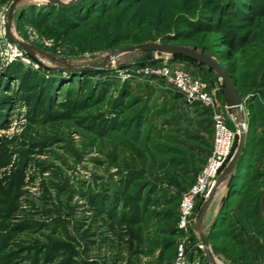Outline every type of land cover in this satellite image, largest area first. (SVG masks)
I'll return each mask as SVG.
<instances>
[{"label":"rangeland","instance_id":"obj_1","mask_svg":"<svg viewBox=\"0 0 264 264\" xmlns=\"http://www.w3.org/2000/svg\"><path fill=\"white\" fill-rule=\"evenodd\" d=\"M102 2L76 4L90 13L70 19L78 24L73 32L97 20L93 5ZM57 4H0V264H264L257 206L264 176L255 178L264 171V0L243 9L253 20L241 21L243 12L224 5L243 35L217 21L219 7L198 2L195 16L167 37L150 32L145 41L211 58L242 100L246 152L196 200L185 229L177 227L179 202L210 152L214 113L237 131L220 172L238 142L239 111L229 107L226 83L198 57L132 49L110 59L113 49L75 54L66 41H41L30 21L50 12L47 22H56ZM194 27L196 39H174L176 29ZM159 64L203 80L213 104L174 95L144 69Z\"/></svg>","mask_w":264,"mask_h":264},{"label":"trees","instance_id":"obj_2","mask_svg":"<svg viewBox=\"0 0 264 264\" xmlns=\"http://www.w3.org/2000/svg\"><path fill=\"white\" fill-rule=\"evenodd\" d=\"M85 1L78 0L73 4H57L55 9L60 10V17L52 24H49L48 18H46L47 13L50 12L32 18L30 24H32L37 37L41 41L48 40L54 44L58 41H66L70 51L75 54L92 53L101 49L112 50L127 42L143 43L149 40L150 32L161 37H167L174 31V25L195 16L198 2L212 4L215 10L219 7V15L216 16L217 21L223 22L230 31L240 35L243 34L239 30L241 24L238 23V20H253L252 17L246 16L243 10L249 6V0H103V4L93 5L96 8L93 11L98 12L97 20L88 24L80 33H75L73 31L78 24L70 19L79 18L84 21L87 18L85 15L90 13L89 5L87 9L83 10L85 12L83 14H80V11L75 8L76 4L80 3L81 5ZM4 2L5 0H0V4ZM228 4L232 5L235 10L243 12L244 15L237 19V14L233 10H227L224 6ZM198 29L200 28L194 27L185 31L176 29L174 33L177 36L174 39H178L180 36L196 39L200 33ZM236 81L237 86L244 85L245 79L237 77ZM174 95L180 96V93L175 91ZM247 140L246 136L245 142ZM245 152L246 150L243 149L235 163L236 167L240 164L239 162ZM263 176L264 171L263 174L260 173L255 178ZM260 195L257 197V206L261 213L259 208Z\"/></svg>","mask_w":264,"mask_h":264},{"label":"built area","instance_id":"obj_3","mask_svg":"<svg viewBox=\"0 0 264 264\" xmlns=\"http://www.w3.org/2000/svg\"><path fill=\"white\" fill-rule=\"evenodd\" d=\"M145 71L152 75L161 76L176 92H179L188 102L213 104V98L206 88V83L180 68H171L166 64L145 66ZM264 107V95L260 96ZM213 137L210 152L196 175L195 181L181 196L177 227L185 229L189 224L190 215L199 197H206L216 183L221 168L229 158L234 137L233 131L226 123L224 115L216 112L213 115Z\"/></svg>","mask_w":264,"mask_h":264},{"label":"water","instance_id":"obj_4","mask_svg":"<svg viewBox=\"0 0 264 264\" xmlns=\"http://www.w3.org/2000/svg\"><path fill=\"white\" fill-rule=\"evenodd\" d=\"M51 1H53L55 3H59V4H64V2L60 1V0H51ZM11 9H10L9 14H11ZM16 42L19 43L20 45L26 47V48L30 47V46L24 44L21 41H16ZM132 49L166 51V52L178 53V54L186 55V56H189V57H198V58L207 60L208 62H211V63H213L215 65L216 70L218 71V73L221 75V77L223 78L224 82L226 83V85H227V87L229 89V92L231 94V97L233 99V103L229 107L231 109H238L239 110L238 115H237V119H236L237 126H238V142L236 144L235 151L232 154V156L230 157L227 165L219 173V175H218V177L216 179L215 185L212 187V189L209 192V194H210L214 190V188L217 185L218 181L230 169L233 168V166L235 165L238 157L240 156V154L242 152V149H243V146H244V143H245V132H244L243 124H242V121H241V114H242V104H241V102H242V100H241L239 94L236 91V88H235V85L233 83L232 77L230 76V74L225 69H223L218 64H216V62H214L211 58H209L207 56H204L202 54L196 53V52H194V51H192L190 49H186V48H183V47H180V46H177V45H173V44H170V43L155 44V43H145V42H143V43H136V44H132V45H128V46H121V47H118V48H114L111 51V54H110L109 58L110 59L114 58L118 53L123 52V51L132 50ZM106 62H107L106 60L101 62L98 67H102L103 65L106 64ZM64 64L66 65V63H64ZM66 66L69 67V65H66ZM259 208H260L261 215H262V218H263V221H264V186L262 188V193H261L260 199H259ZM203 211H204V208L201 209L199 216L202 215ZM197 223H198V220H196V222L194 224L195 228L197 227ZM198 232L200 234V238H201L203 244L206 245L207 244L206 236L199 229H198ZM206 255H207V258L209 259V252H208L207 248H206ZM210 262H211V264H215L212 261H210Z\"/></svg>","mask_w":264,"mask_h":264},{"label":"crops","instance_id":"obj_5","mask_svg":"<svg viewBox=\"0 0 264 264\" xmlns=\"http://www.w3.org/2000/svg\"><path fill=\"white\" fill-rule=\"evenodd\" d=\"M229 90V89H228ZM229 94H230V92H229ZM230 96H231V94H230ZM218 98L220 99V96H218ZM239 111V110H238Z\"/></svg>","mask_w":264,"mask_h":264}]
</instances>
